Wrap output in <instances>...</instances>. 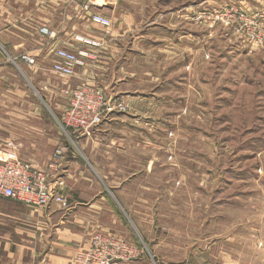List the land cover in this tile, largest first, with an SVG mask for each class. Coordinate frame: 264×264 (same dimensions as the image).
<instances>
[{"label":"crops","instance_id":"obj_1","mask_svg":"<svg viewBox=\"0 0 264 264\" xmlns=\"http://www.w3.org/2000/svg\"><path fill=\"white\" fill-rule=\"evenodd\" d=\"M236 1L257 4L256 9L262 3ZM197 2L193 6L188 2L177 16L161 18L158 3L148 0H0V55L8 58L0 65V160L12 156L44 169L59 150L48 183L68 203L67 209L53 204L29 208L41 231L40 244H0V264H77L74 257L95 234L130 239L132 230L143 235L133 217L142 214L143 203L148 205L144 184H152L149 169L144 172L148 163L144 153H153L152 142L158 135L154 123L162 104L158 96L160 30L170 36V29L160 25H190L192 13L206 7L208 0ZM94 15L108 19L110 27L93 23ZM187 35L184 31L183 38ZM58 49L78 58L69 79L52 71ZM23 56L33 58L34 64L23 62ZM83 83L103 92L105 111L110 105V109L117 105L123 109L106 112L89 135L73 132L69 140L62 134L41 136L47 114L41 107L32 111L31 90L42 108L54 106L60 117L68 107L66 93ZM148 140L150 151L144 152ZM149 165L152 168V158ZM217 248L193 246L198 253H183L181 263H170V255L158 258L144 244L136 258L121 264H219L223 257L213 251ZM238 257L231 263L239 264Z\"/></svg>","mask_w":264,"mask_h":264},{"label":"rangeland","instance_id":"obj_2","mask_svg":"<svg viewBox=\"0 0 264 264\" xmlns=\"http://www.w3.org/2000/svg\"><path fill=\"white\" fill-rule=\"evenodd\" d=\"M148 1L158 3L161 18L177 16L188 2L191 6L199 3ZM261 2L256 9L253 5L257 4L247 6L236 0H208L206 7L192 13L190 25H160L170 29V36L160 30L158 96L162 104L154 123L158 135L152 142L153 153H144L148 162L144 172L149 169L152 184H144L148 205L143 203L142 214L133 217L143 237L132 230L130 239L101 235L130 244L138 252L147 244L158 258L170 255V263H181L184 254L198 253L192 247L201 244L218 247L213 251L223 257L219 264H232L237 254L239 264L264 263V0ZM184 31L189 34L187 39ZM6 61L0 55V65ZM87 87L83 83L76 88ZM32 91V111L41 107L47 114L40 135L62 134L69 140L72 133L62 131L61 116L54 106L42 108ZM110 106L103 115L118 111ZM143 147L144 152L150 151V141ZM32 153L25 154L30 157ZM31 211L0 199V244H40L41 231Z\"/></svg>","mask_w":264,"mask_h":264},{"label":"built area","instance_id":"obj_3","mask_svg":"<svg viewBox=\"0 0 264 264\" xmlns=\"http://www.w3.org/2000/svg\"><path fill=\"white\" fill-rule=\"evenodd\" d=\"M91 21L104 28L110 27V21L99 15L92 16ZM42 32L45 33V30ZM21 60L29 65L34 64L33 58L23 56ZM78 64L76 55L58 49L55 52L52 71L62 78L69 79ZM66 94L69 97L68 107L59 119L62 131L66 135L70 131L89 135L98 126L107 108L103 92L98 88L87 87L75 88ZM116 109L123 108L117 105ZM59 154L60 151L56 150L52 158H57ZM54 159L44 169H38L12 156L0 160V199L12 200L30 209L47 208L52 204L67 209L68 203L65 198L48 183V172L53 168ZM138 255L139 252L130 244H119L109 237L96 234L91 237L88 247L76 254L74 262L121 264L133 260Z\"/></svg>","mask_w":264,"mask_h":264}]
</instances>
